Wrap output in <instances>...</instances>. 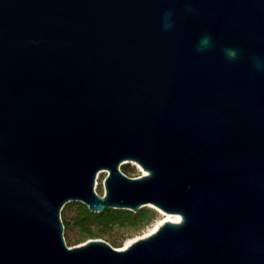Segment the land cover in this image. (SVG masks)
<instances>
[{
    "label": "water",
    "instance_id": "obj_1",
    "mask_svg": "<svg viewBox=\"0 0 264 264\" xmlns=\"http://www.w3.org/2000/svg\"><path fill=\"white\" fill-rule=\"evenodd\" d=\"M72 200L182 220L70 246ZM0 264H264V0H0Z\"/></svg>",
    "mask_w": 264,
    "mask_h": 264
},
{
    "label": "trees",
    "instance_id": "obj_2",
    "mask_svg": "<svg viewBox=\"0 0 264 264\" xmlns=\"http://www.w3.org/2000/svg\"><path fill=\"white\" fill-rule=\"evenodd\" d=\"M123 170L129 173L126 164ZM61 216L65 230L78 229V239L104 236L115 225L137 227L154 216V211L142 207L138 211L129 208L107 207L101 211H92L87 204L81 201H69L62 210ZM114 244L117 242L113 241Z\"/></svg>",
    "mask_w": 264,
    "mask_h": 264
},
{
    "label": "rangeland",
    "instance_id": "obj_3",
    "mask_svg": "<svg viewBox=\"0 0 264 264\" xmlns=\"http://www.w3.org/2000/svg\"><path fill=\"white\" fill-rule=\"evenodd\" d=\"M126 164L129 170V175L131 176H138L144 174L143 166L135 161V160H124L121 168L123 169V165ZM142 166V167H141ZM101 171V172H100ZM97 174L96 181H95V189L100 194H105L106 187H105V177L108 174V170H100ZM76 201V200H72ZM142 207H147L149 209H152L154 211V216L147 220L145 223L137 226V227H124L120 225H115L112 229H110L106 235L99 236V238H104L111 242L113 245L118 247H123L128 241H134L140 237L148 235V233L151 231V229L154 227L155 224L158 222H161L162 219L166 216L162 211L158 209V207L153 203H147L146 205ZM141 207V208H142ZM163 223V222H162ZM161 223V224H162ZM65 239L68 245L72 246L75 244L83 243L87 241L89 238H84L83 240H79L78 238V229H69L64 231ZM96 238V237H94ZM113 241L117 242L116 244L113 243Z\"/></svg>",
    "mask_w": 264,
    "mask_h": 264
},
{
    "label": "bare ground",
    "instance_id": "obj_4",
    "mask_svg": "<svg viewBox=\"0 0 264 264\" xmlns=\"http://www.w3.org/2000/svg\"><path fill=\"white\" fill-rule=\"evenodd\" d=\"M141 167H142V166H141ZM143 171H144V173H147V170H146L145 168H143ZM100 172H101V171H100ZM158 209H159L160 211H162L166 216L162 219L161 222H158L157 224H155L154 227L151 229V231H150L148 234H150V233H152L153 231H155V230L160 226V224H161L162 222H164V221H166V220L176 221V220H175V217H177V216L181 217V214H179V213L167 212V211H165V210H162V209L159 208V207H158ZM170 217H171L172 219H169ZM131 242H132V241H128V242H127L122 248L128 246Z\"/></svg>",
    "mask_w": 264,
    "mask_h": 264
},
{
    "label": "snow or ice",
    "instance_id": "obj_5",
    "mask_svg": "<svg viewBox=\"0 0 264 264\" xmlns=\"http://www.w3.org/2000/svg\"><path fill=\"white\" fill-rule=\"evenodd\" d=\"M169 219H172V218L170 217ZM175 220H176V222H180L182 220V217L177 216V217H175Z\"/></svg>",
    "mask_w": 264,
    "mask_h": 264
}]
</instances>
